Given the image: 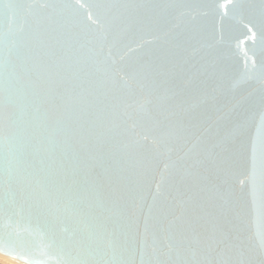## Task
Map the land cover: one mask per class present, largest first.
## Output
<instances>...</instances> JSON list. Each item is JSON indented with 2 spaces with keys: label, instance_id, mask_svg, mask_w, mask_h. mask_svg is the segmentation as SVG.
I'll return each mask as SVG.
<instances>
[{
  "label": "water",
  "instance_id": "obj_1",
  "mask_svg": "<svg viewBox=\"0 0 264 264\" xmlns=\"http://www.w3.org/2000/svg\"><path fill=\"white\" fill-rule=\"evenodd\" d=\"M0 254L264 264V0H0Z\"/></svg>",
  "mask_w": 264,
  "mask_h": 264
},
{
  "label": "rangeland",
  "instance_id": "obj_2",
  "mask_svg": "<svg viewBox=\"0 0 264 264\" xmlns=\"http://www.w3.org/2000/svg\"><path fill=\"white\" fill-rule=\"evenodd\" d=\"M0 264H20V263L0 254Z\"/></svg>",
  "mask_w": 264,
  "mask_h": 264
}]
</instances>
